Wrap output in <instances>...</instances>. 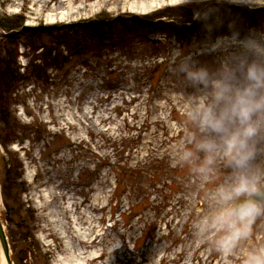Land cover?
<instances>
[{"label": "rangeland", "instance_id": "374dc122", "mask_svg": "<svg viewBox=\"0 0 264 264\" xmlns=\"http://www.w3.org/2000/svg\"><path fill=\"white\" fill-rule=\"evenodd\" d=\"M244 3L213 0L226 24L264 26V7ZM205 6L185 0H0V20L19 16L28 32L60 29L67 42L70 28L92 24L98 15L109 22L149 16L154 30L165 29L122 46L98 45L93 58L71 57L35 34L33 42L44 51H27L26 37L16 38L18 65H41L49 85L18 87L9 109L22 139L7 151L0 148V218L13 264H243L249 251L264 248V218L231 255L197 237L192 224L207 213L209 193L227 170L205 182L190 166L173 165L186 132L185 110L198 92L173 73L171 53L183 48L209 67L223 55L207 50L191 20L192 9ZM178 10L185 19L168 17ZM5 35L0 30V53ZM76 36L71 40L81 33ZM53 49L51 57L67 62L59 70L41 61ZM9 159L21 167L20 187L7 184L4 200Z\"/></svg>", "mask_w": 264, "mask_h": 264}, {"label": "clouds", "instance_id": "9594fccd", "mask_svg": "<svg viewBox=\"0 0 264 264\" xmlns=\"http://www.w3.org/2000/svg\"><path fill=\"white\" fill-rule=\"evenodd\" d=\"M185 3L206 5L193 8L191 20L207 50L223 55L209 67L183 48L171 53L173 73L198 92L185 110L186 132L173 165L190 166L205 182L227 170L192 228L215 251L231 255L264 218V26L226 24L213 0ZM243 6L264 7V0ZM243 264H264V248L249 251Z\"/></svg>", "mask_w": 264, "mask_h": 264}, {"label": "trees", "instance_id": "16d2710c", "mask_svg": "<svg viewBox=\"0 0 264 264\" xmlns=\"http://www.w3.org/2000/svg\"><path fill=\"white\" fill-rule=\"evenodd\" d=\"M177 12V13H176ZM185 11L178 10L168 14L170 18H186L183 17ZM236 14V13H232ZM153 19L149 16L146 17H130L129 19L118 18L112 22L101 20V15L97 16V20L92 24L85 26H78L70 28V32H74L71 39L77 37V33H81L78 37V41L70 42L65 41V34L60 32V29L52 28H39L35 30H23V20L17 16L9 19L0 20V30L6 32L7 35L3 37V44L1 46L0 53V146L7 151V149L15 143L21 140V133L18 136L19 124L16 118L10 113L11 101H13V95L17 91L18 87L21 85H28L32 83H41L46 86L49 85L46 81L45 69L41 68V65L33 64L31 60L24 66L20 67L17 63L18 54V44L16 38L19 36L26 37L28 43L22 44L25 50L34 51L42 49L43 46H36L33 42L30 34H35L37 38L44 37L48 40L50 45L55 47L62 46L65 51L71 57L84 56L86 58L95 57L94 48L98 45L104 47H115L122 46L126 41H131L132 39H143L156 32H161L165 29L163 27L160 30H154L156 24L152 23ZM113 29H117L116 32H112ZM13 31H19L14 33ZM13 32V33H10ZM59 34L64 36H59ZM68 39V38H66ZM70 43V44H69ZM38 47V48H36ZM101 47V48H102ZM36 48V49H35ZM55 49L50 50L46 58H43V54L40 55L42 62H49L47 66H51L59 70L65 65V58L59 60L58 56H52ZM86 55V56H85ZM67 63V62H66ZM59 68V69H58ZM26 128V127H25ZM24 134V132H22ZM13 161V162H12ZM8 169L4 173V182L1 184L2 198L6 199L8 190H6V185L13 186L15 188L20 187V184H16V180L20 178L19 173L20 165L14 162L13 159H9V163H6ZM10 187V188H11ZM6 191V192H5ZM11 238V237H10ZM12 239V238H11ZM27 239V237H24ZM23 239V240H24ZM25 257H20L21 261L25 260Z\"/></svg>", "mask_w": 264, "mask_h": 264}, {"label": "water", "instance_id": "95a60500", "mask_svg": "<svg viewBox=\"0 0 264 264\" xmlns=\"http://www.w3.org/2000/svg\"><path fill=\"white\" fill-rule=\"evenodd\" d=\"M0 250L4 257L5 263L13 264L10 258V251L7 244L6 234L4 232V227L1 218H0Z\"/></svg>", "mask_w": 264, "mask_h": 264}, {"label": "bare ground", "instance_id": "6f19581e", "mask_svg": "<svg viewBox=\"0 0 264 264\" xmlns=\"http://www.w3.org/2000/svg\"><path fill=\"white\" fill-rule=\"evenodd\" d=\"M0 264H6L1 250H0Z\"/></svg>", "mask_w": 264, "mask_h": 264}]
</instances>
